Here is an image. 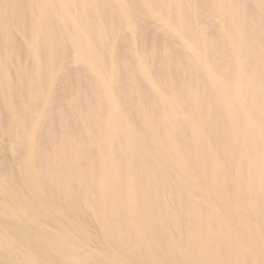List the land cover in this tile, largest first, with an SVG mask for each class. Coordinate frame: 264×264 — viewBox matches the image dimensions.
<instances>
[{
    "label": "bare ground",
    "instance_id": "obj_1",
    "mask_svg": "<svg viewBox=\"0 0 264 264\" xmlns=\"http://www.w3.org/2000/svg\"><path fill=\"white\" fill-rule=\"evenodd\" d=\"M0 264H264V0H0Z\"/></svg>",
    "mask_w": 264,
    "mask_h": 264
}]
</instances>
